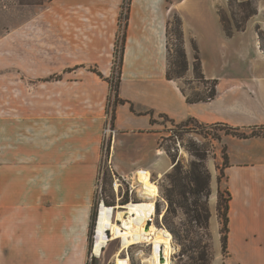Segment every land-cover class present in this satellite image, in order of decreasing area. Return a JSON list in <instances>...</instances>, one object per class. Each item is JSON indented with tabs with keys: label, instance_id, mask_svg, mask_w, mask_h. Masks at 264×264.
Wrapping results in <instances>:
<instances>
[{
	"label": "crops",
	"instance_id": "1",
	"mask_svg": "<svg viewBox=\"0 0 264 264\" xmlns=\"http://www.w3.org/2000/svg\"><path fill=\"white\" fill-rule=\"evenodd\" d=\"M123 3L43 0L19 6L1 22L0 264H87ZM197 8L196 0L130 1L115 95L121 102L112 108L116 135L109 161L117 175L145 170L144 177L153 178L170 171L169 156L158 149L164 135L160 118L175 124L192 119L243 129L264 126V75L253 72L223 83L201 65L207 82L217 80L216 96L191 103L180 80L167 78L169 29L178 17L185 78L193 79L191 42L200 43L205 30ZM225 145L226 172H249L237 192L241 198L229 210L231 228L234 233L242 223L251 240L248 250L261 252L264 137L230 138ZM119 251L101 259L102 252L96 264H115Z\"/></svg>",
	"mask_w": 264,
	"mask_h": 264
},
{
	"label": "rangeland",
	"instance_id": "2",
	"mask_svg": "<svg viewBox=\"0 0 264 264\" xmlns=\"http://www.w3.org/2000/svg\"><path fill=\"white\" fill-rule=\"evenodd\" d=\"M43 0H0V36L3 34L1 22L4 18L9 19V12L15 11L19 6H27L41 3ZM198 3V15L202 18L205 24V30L202 31L201 42L197 40L191 42V48L193 51V59L196 54L194 48L197 50V55L201 61V65L204 67L206 74L214 76L213 79L222 78L224 83L226 80L239 79L241 75L248 76L253 75V72L264 75V41H259L256 28L259 27L264 33V0H250L253 6L257 9V14L249 19L246 23L245 30L241 32L233 31L230 37H227L222 29L219 19V12H225L230 16L227 0H196ZM245 0H237V2ZM217 5V15L215 13V7ZM237 3L233 6L235 13H239L237 9ZM123 18V17H122ZM123 24L125 19H122ZM190 24L195 25V22ZM174 20L171 22L170 32V50L171 56L169 58L168 75L171 78L180 80V86L182 91L190 100L206 99L210 95L212 88L211 82L196 80L193 74V79L185 78V72L181 68H176L171 63L178 62L181 64L182 57L180 56V37L176 30ZM120 31H123L121 28ZM207 34V37L206 35ZM211 34V38H209ZM264 38V35H263ZM121 39L122 32L119 34V42L117 47V67L114 68L115 72L111 79V91L109 97L112 100L114 107L115 89L118 83V59L121 52ZM257 44V45H256ZM258 46V48H257ZM261 51V54L260 52ZM204 62V64H203ZM113 69V70H114ZM176 72H181L180 78H177ZM235 85V84H234ZM199 90H196V89ZM108 104V102H107ZM108 109V108H107ZM112 119V111L108 112ZM159 122L163 125V137L158 141V149L166 153L168 156H172L175 161L181 162L184 166H188L189 163L194 160L191 153V146L207 150V159L205 165L210 173V189L211 195L208 200V206L210 211L209 219V235L206 232L199 230L192 222L190 217L176 210L167 214L169 204L164 198V189L169 188V183L165 179L166 174L157 176L153 173V180L157 181L159 185V192L162 195L163 200H157L156 213L157 216L154 219V226L159 229L167 230L172 236V244L175 248V252L171 255V264H264V250L261 252H251L248 250L250 236L248 233H244L241 229L238 231L232 230L230 220V208L232 202L241 198V186L243 182L247 180L249 172L245 169H241L230 175L223 172L220 175L218 168L222 167V149L227 147L225 140L233 137L227 134V127L222 124L218 125H203L195 120H190L186 123L175 124L167 118H160ZM228 127H233L225 124ZM238 128V127H233ZM239 132L250 135L252 133L258 134L255 137H264V126L250 129L239 128ZM219 138V139H217ZM252 138V137H250ZM102 153V152H101ZM110 160L109 152L107 155H101L100 168L103 170V192L107 205L115 206L113 223L117 224L118 214L121 210H117V196L111 188L113 173L107 163ZM172 163V160H171ZM229 166V164H228ZM243 170V171H242ZM250 171L251 169L248 168ZM150 176V175H149ZM148 177V176H146ZM97 178V177H96ZM244 178V179H243ZM264 181V180H263ZM218 190L223 195V201L229 200L228 206V240L227 249L225 253L221 251V228L222 221L217 214V197ZM239 195H238V193ZM215 200V201H214ZM193 199H189L190 207L193 208ZM125 202H123L124 204ZM241 203V200H240ZM122 204V203H121ZM93 218L95 220L96 198L94 194L93 199ZM175 206L173 207L174 210ZM118 211V214L115 213ZM92 218V219H93ZM94 223V222H93ZM92 224V221H91ZM94 225V224H93ZM234 234V236H233ZM110 237V235L108 234ZM89 242L90 250L88 254L87 264H96L97 258H90L93 245V226L89 230ZM108 245L103 248L101 259L106 253H116L122 247L120 239L108 240ZM151 248L147 242L141 244L130 245L129 248L122 251L119 254L121 258L128 257L129 264H144L143 259L150 254ZM99 258V257H98Z\"/></svg>",
	"mask_w": 264,
	"mask_h": 264
},
{
	"label": "trees",
	"instance_id": "3",
	"mask_svg": "<svg viewBox=\"0 0 264 264\" xmlns=\"http://www.w3.org/2000/svg\"><path fill=\"white\" fill-rule=\"evenodd\" d=\"M131 0H124L123 8L126 9L125 14V24L123 26L122 32V39H121V52L118 59V83L120 80V69L123 59V52H124V40H125V30L127 27V16H128V8ZM228 7L230 11V16L225 14V12H219V19L220 24L222 26L223 31L225 32L227 37H230L233 31L241 32L245 30L246 23L249 19L257 14V9L253 6L250 0L240 1L237 0H227ZM237 3L238 14L235 13L233 10V5ZM122 19V15L120 16V20ZM175 25L177 26L176 30L180 37V56L182 57L181 64L178 62L171 63L174 67L181 68L183 72L186 73L187 71V60L183 48V39H182V31H181V22L178 17H174ZM256 33L258 34L259 41H264L263 38V31L259 27L256 28ZM118 47V44H117ZM196 54L194 56L193 62V74L196 80L199 81H206L201 69V62L197 55V50L194 48ZM171 56V50H170ZM114 69V68H113ZM115 69L113 70V74ZM181 72H176L177 78L182 77ZM168 79H173L168 75ZM118 83L116 84L115 93L118 89ZM217 80L211 81V91L210 95L206 99H195L190 100L187 98L188 102H198V101H208L212 100L216 96V86ZM117 97L115 96L114 105L119 103ZM190 120L184 122V125L188 123ZM183 124V123H182ZM218 125V124H216ZM221 125V124H220ZM223 126L227 127V134L232 135L233 137H237L240 139H247L250 137L259 136L258 134L252 133L250 135H246L239 132V128L228 127L225 124ZM219 139V138H217ZM191 153L194 158L188 166H184L181 162L175 161L172 156L169 155L170 160H172V167L170 171L166 174L165 179L169 183V188H165L164 198H166L169 209L167 210V214L176 211L177 209L182 211L185 216L190 217L192 222L196 225L199 230H203L206 232V235H209L208 228H209V219H210V211L208 206V200L211 195L210 189V173L205 165L207 159V150L200 149L195 145L191 146ZM222 167L218 168L220 175H223L224 170L228 167V155L226 152V148L223 147L222 149ZM193 199V208L190 207L189 199ZM229 200L223 201V195L221 194L220 190H218V197H217V214L218 217L222 221V228H221V251L222 253L226 252L227 243H228V206ZM175 206L174 210L173 207ZM94 218L92 219L91 227L93 226Z\"/></svg>",
	"mask_w": 264,
	"mask_h": 264
},
{
	"label": "built area",
	"instance_id": "4",
	"mask_svg": "<svg viewBox=\"0 0 264 264\" xmlns=\"http://www.w3.org/2000/svg\"><path fill=\"white\" fill-rule=\"evenodd\" d=\"M126 9L123 8V11L121 13L122 17L125 19ZM122 18V19H123ZM122 19L120 20V30L123 28L124 24ZM123 31H119V34ZM119 42V35L117 37V42L115 45V55H114V62H113V68L117 67V44ZM114 102V101H113ZM108 112L112 111L113 103L111 98L109 97L108 104H107ZM107 112L106 118H105V124L102 128L101 132V147H102V153L101 155H107V153L111 150L112 143L114 141L116 130L112 125V119L110 117V114ZM109 167H110V161H107ZM101 167V166H100ZM147 173L145 170H138L133 172L130 175H112V181H111V188L113 192L117 196V210H121L122 217L126 221L129 214V205H150L151 208L148 212L145 213L143 216V222L144 226L150 227L154 223V219L157 216L156 213V202L157 200H163L162 195L159 192V185L157 184V181L152 179V176L150 175L148 177V181L151 182V184L154 187L153 192L150 194L146 191L143 182L141 181V178H144V174ZM94 194L96 198V209H95V220L93 225V245L95 243L96 238V226L98 223V220L100 219V216L102 215V209L110 210V219L113 221L116 218H114V210L115 206L107 205L105 202V196L103 192V170L102 168H99L97 178L94 185ZM123 202H125L123 204ZM122 203V204H121ZM118 214V211L115 213V215ZM135 216V215H134ZM116 221V220H115ZM123 221H121L117 217V225L120 227L119 230L124 232V229L122 227ZM105 233L108 236V240L112 238L111 230L107 229L105 230ZM122 242V239L119 238ZM92 245V247H93ZM96 257L93 254V251L90 253V258ZM125 259L128 258L126 257Z\"/></svg>",
	"mask_w": 264,
	"mask_h": 264
},
{
	"label": "bare ground",
	"instance_id": "5",
	"mask_svg": "<svg viewBox=\"0 0 264 264\" xmlns=\"http://www.w3.org/2000/svg\"><path fill=\"white\" fill-rule=\"evenodd\" d=\"M144 187L150 194L153 192L154 187L148 178H141ZM150 205H129V216L125 221L122 213L118 214V218L123 221L122 227L124 232L119 230V226L110 219V210L102 209V215L98 220L96 226V238L92 247L93 254L100 257L104 247L108 245V235L105 230L110 229L112 238L115 240L122 239L121 251L134 244H141L147 242L151 248L150 254L143 259L144 264H171V255L175 252L172 244V236L165 229L156 228L153 225L150 227L144 226L143 216L150 210ZM135 215V216H134ZM128 258V257H127ZM115 264H129L127 259L116 256Z\"/></svg>",
	"mask_w": 264,
	"mask_h": 264
}]
</instances>
